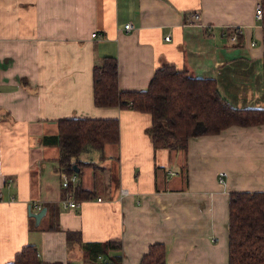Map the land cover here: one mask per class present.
Returning <instances> with one entry per match:
<instances>
[{
  "label": "crops",
  "instance_id": "1",
  "mask_svg": "<svg viewBox=\"0 0 264 264\" xmlns=\"http://www.w3.org/2000/svg\"><path fill=\"white\" fill-rule=\"evenodd\" d=\"M260 1L0 0V264L25 244L42 264H138L155 242L169 263L227 264L228 192L264 191V123L189 137L185 152L155 148L149 113L93 103L92 69L115 56L118 88L142 90L172 64L214 78L235 107H262ZM70 117L119 123L116 142L80 154L78 183L93 195L77 208L58 201L70 175L57 122ZM107 240L118 243L89 260L82 243Z\"/></svg>",
  "mask_w": 264,
  "mask_h": 264
},
{
  "label": "trees",
  "instance_id": "2",
  "mask_svg": "<svg viewBox=\"0 0 264 264\" xmlns=\"http://www.w3.org/2000/svg\"><path fill=\"white\" fill-rule=\"evenodd\" d=\"M264 23V0L260 1ZM264 81V42L262 52ZM93 103L97 106H120L149 113L151 123L145 128L155 148L187 149L188 138L215 134L230 125L250 126L264 123L262 107L239 108L231 105L219 92L211 77H197L187 69L163 64L155 68L149 84L142 90H120L117 86L115 56L104 55L92 69ZM264 97V92H263ZM58 164L65 174L75 172L73 164L85 148L101 151L105 143L119 138L117 118L70 117L58 120ZM69 177V176H68ZM72 192L78 199L93 194L77 182H68L63 194ZM59 227V226H58ZM74 232L67 231V240ZM117 240L82 243L89 260L105 253ZM120 255L101 264H120ZM4 264H42L33 244H25ZM138 264H173L165 259V246L151 243ZM227 264H264V191L228 192Z\"/></svg>",
  "mask_w": 264,
  "mask_h": 264
},
{
  "label": "built area",
  "instance_id": "3",
  "mask_svg": "<svg viewBox=\"0 0 264 264\" xmlns=\"http://www.w3.org/2000/svg\"><path fill=\"white\" fill-rule=\"evenodd\" d=\"M255 16H256V18L261 19V6H260V4H258L257 7H256ZM124 28L126 30H130L132 28V24L131 23H126L124 25ZM239 31H240L239 28L234 29V32L230 35L229 39L231 41H236ZM91 35L95 36L96 33L93 32ZM168 37L169 36H166L165 38L168 39ZM225 176H226V172L225 171H223V170L219 171L218 172V176H217L218 182L223 184L225 182ZM68 182H70L73 186L78 182L76 173H72L68 177V179L63 180L61 184H62V186H66L68 184ZM128 193H129V191H128L127 188H125V187H121L120 188V198L121 199L125 195H127ZM0 195H1V190H0ZM10 198H12V197H10ZM96 199L97 200H101L100 197H97ZM58 201H59V204L62 207L77 208V207L80 206L82 199H78V198L74 197L73 193L70 191V192L67 193V195H65L64 197H61ZM34 205H35V207H37V209L40 208L39 205H37V204H34Z\"/></svg>",
  "mask_w": 264,
  "mask_h": 264
},
{
  "label": "water",
  "instance_id": "4",
  "mask_svg": "<svg viewBox=\"0 0 264 264\" xmlns=\"http://www.w3.org/2000/svg\"><path fill=\"white\" fill-rule=\"evenodd\" d=\"M72 168L75 172L79 170V166H76V164L72 165ZM45 213V207L39 208L37 211H31L30 206L28 209V214L34 218V222L37 224L40 221V218L43 216Z\"/></svg>",
  "mask_w": 264,
  "mask_h": 264
}]
</instances>
